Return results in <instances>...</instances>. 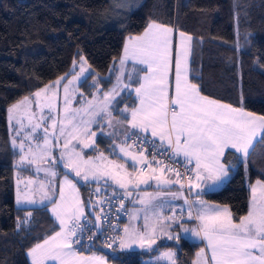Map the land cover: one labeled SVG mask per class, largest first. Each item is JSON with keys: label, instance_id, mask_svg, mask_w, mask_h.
Wrapping results in <instances>:
<instances>
[{"label": "snow or ice", "instance_id": "1", "mask_svg": "<svg viewBox=\"0 0 264 264\" xmlns=\"http://www.w3.org/2000/svg\"><path fill=\"white\" fill-rule=\"evenodd\" d=\"M172 31L171 28L150 24L142 36L129 39L120 60L121 66L128 60L146 66L142 69L145 75L138 77L140 86L130 89L136 94L139 101L138 107L133 109L117 108V111L125 115L127 123L112 119L105 120V125L113 128V132L108 133L109 137L117 136L121 139V143L113 144L110 151L130 162L137 172L135 176L126 170L124 164L108 159L103 153H100L95 160L92 158L85 160L80 153L69 149L71 140H78L80 134L88 137L96 135L95 132L90 131L89 125L95 123V117L102 114L110 117L109 107L113 102H122L117 101L116 96L129 89L130 84L134 82L131 74L128 76L130 82L128 85L122 84L120 77H117V85L109 92H104L99 87V82L94 81L92 87L97 88V91L103 95V100L98 102L99 110H94L96 105L93 102L96 97H93V100L85 101L87 107L70 108L71 97L68 85L83 76L86 71L83 64L80 67V74L73 76L72 80H68L67 84L63 86L62 119H57L59 85L66 77H61L52 85L35 92L31 99L25 97L8 109L10 120L17 121V135H20L24 128L21 120L17 119V113L22 107L31 108L35 103L41 113L45 108L49 112L47 117L41 115L39 119L42 122L51 121L49 125L52 129L51 139H49L48 128H43V143L36 144L37 152L33 153V159L28 162L35 163L37 158L53 159L51 156V151L55 147L53 141L68 136L71 139L63 140L60 159L65 161L64 166L73 172L76 178L86 183L103 182L107 187L109 182H114L121 189H127L129 186L139 188L153 179L152 173H155L156 169L152 168V164H157L163 165L160 168V175L155 176L158 184L178 185L183 189L185 184L181 183L180 179L182 175L186 174H182L165 165L162 160L155 158L164 152L169 153L170 159L183 156L187 171L192 173L186 176L187 188L190 192L193 188L197 189V198L202 191L199 181L212 180L213 185H210V188L223 183L229 177V168L234 167L222 162L225 151L234 150L239 153L238 162L246 161L258 132L264 133V116H256L241 108H233L231 105H225L200 95L198 86L188 81L186 67L188 53L185 41L191 38H185L183 33H180L181 48L175 61L174 95L170 98L169 70ZM85 82H87V78H85ZM50 88L55 90L49 92ZM80 95L82 96L83 93ZM34 115L32 112L28 113L30 124ZM85 116L89 118L85 119ZM97 127L102 128L103 126L97 123ZM117 128L122 137L117 135ZM39 129H41L40 123L32 124L29 135L25 139L31 140L32 134ZM129 140H133V144L125 147ZM94 143V141L91 144L84 143L83 147H92ZM145 144L150 145L154 150L151 161L145 155L146 149L143 147ZM13 146L18 147L24 153L25 143L23 141L17 144L14 139ZM129 148L139 149V154H134ZM27 151L32 152V148L28 147ZM26 160L27 156L22 154L20 163L23 164ZM188 165H193V167L188 168ZM145 169H150V172ZM36 171L37 173L44 171L46 176L54 177L56 175L54 171L41 169L39 166ZM165 171L171 172L176 179H163ZM257 185L259 186V195H257V187H253L250 211L239 219V223L233 222L231 212L227 207L208 205L205 201L197 199L195 201L198 205L196 219L200 222L199 230L183 227L184 209L179 210V216L175 215V209H170L173 211V215L163 218L166 223H161V212L153 211V222L149 224V216L145 212L143 231L135 228L130 230L125 227L123 229L124 237L112 239L119 240L118 247L121 251L131 250L134 246L151 249L152 245L156 243L158 235H162L168 240L179 241L181 239L179 233L166 230L175 225L177 228H181L183 233H190L192 236L206 241V248L210 250L211 264H264V183L257 181ZM65 187L69 189L67 194ZM39 189L42 192L41 203L45 198L51 199L48 192L44 191L43 183L39 184ZM94 191L99 195L101 190L95 189ZM75 192L76 184L66 175L63 185L59 189V200L53 203L52 208V212L59 221L60 231L49 236L43 243L36 244L30 250L29 255L32 257L33 264H46L49 260L58 261L59 264H106L102 257L84 256L73 249V243L80 242L78 232H83L88 224L81 201L74 194ZM126 195H131V193L126 192ZM171 195L174 198L177 196L176 193ZM180 195L182 196V193ZM151 200V195L147 193L140 197V203L145 206L149 205ZM16 202L18 204L22 202L36 203L27 192L21 194L19 191ZM184 203L189 205L186 211L188 217L191 218L192 205L186 197H184ZM154 207L162 208V205ZM99 211L100 214L94 217L96 221L101 219L103 208L101 207ZM30 215L31 213H29ZM132 215L133 218L136 217V213ZM82 217L85 221L83 224L81 223ZM92 226L97 227L98 225L93 224ZM158 227L159 231H157ZM107 247L111 249L112 243H108ZM161 255L171 264H175L173 259L175 253L169 251ZM204 256L205 250L201 249L200 253H197L196 264H201Z\"/></svg>", "mask_w": 264, "mask_h": 264}, {"label": "trees", "instance_id": "2", "mask_svg": "<svg viewBox=\"0 0 264 264\" xmlns=\"http://www.w3.org/2000/svg\"><path fill=\"white\" fill-rule=\"evenodd\" d=\"M133 1L129 14L117 19L108 15L110 0H0V264H29L26 251L57 229L46 204L14 205L19 151L11 143L6 109L72 74L76 60L83 58L99 75L112 67L100 81L105 92L114 84L125 38L150 22L171 26L191 38L188 81L201 95L264 116V0ZM132 97L124 91L113 109L131 106ZM110 141L98 137L96 147L109 151ZM224 159L236 167L222 186L200 197L227 206L237 222L249 211V184L264 182V135L246 161L238 162L232 150ZM95 184L104 185L78 182L87 213L93 208L88 189ZM162 246L174 249L175 264H192L200 244L181 237ZM91 251L113 264H145L148 254L109 249L98 240Z\"/></svg>", "mask_w": 264, "mask_h": 264}, {"label": "crops", "instance_id": "3", "mask_svg": "<svg viewBox=\"0 0 264 264\" xmlns=\"http://www.w3.org/2000/svg\"><path fill=\"white\" fill-rule=\"evenodd\" d=\"M153 23L156 24V25L163 26V27L171 28L173 30L172 33H171V65H170V70H169V84H170L169 97L171 98L174 95L175 61H176V58H177V54L179 53L180 48H181L180 33H183L185 38L190 37L185 32L176 31L174 27L163 25V24L156 23V22L148 23L147 26L144 28V30L140 34L129 35V36H127L125 38L124 44L122 46L120 59H119V62L117 63V65H116L115 72H116V76L120 77L122 83L123 82L126 83L127 77L129 76V74H131V77L133 78L132 80L134 82H132L130 84V89H135V88L140 86V81H139L138 77H142L143 75H145V73H144V71H142V69L145 68L146 66L145 65H140L138 62H134L132 60L126 61L125 64L123 66H121L120 60H121V58L124 55V47H125L126 44H128L129 39L131 37L142 36L144 34L145 30L148 28V26L150 24H153ZM185 47H186L187 53H188L187 54V59H186L187 77H188V75H189L190 53H191V39L190 40L186 39ZM113 86H114V84L110 88H112ZM109 89H107L105 92H107ZM124 91L120 92L119 95L124 93ZM130 93L133 96L132 97L133 100H134L133 104L131 106L130 105H123L120 109H123L125 107L128 108V109H133L135 107H138L139 101L136 98V94L134 92H131V91H130ZM118 96H116V98ZM209 99L215 100V99H212V98H209ZM215 101H218V100H215ZM218 102H220L222 104H225V105H230V104H227V103H224V102H221V101H218ZM128 103H132V100L130 102H128ZM112 107H113V104L110 106V112L112 113V120H114V121L115 120H119V121H122L124 123H127V120L125 119V115H122L121 112H119V111H115L114 109H112ZM232 107L233 108H239V107H234V106H232ZM241 109H243V108H241ZM243 110L246 111V112H249V113H253V112L247 111L245 109H243ZM253 114L256 115V116H262V115H259V114H256V113H253ZM128 119H130V117H128ZM97 120L98 119H96V121ZM100 121L101 120H99L98 122H100ZM98 122H96V125L93 126V129H95L97 131V135H95L93 137H90V139H89V144H91L92 141H94L95 143L89 149H85L84 150V154H86L87 157H90L91 155H97V154H100V153L106 154L107 156L108 155L113 156V157L117 156L116 154H114L113 152L110 151V148L112 147L113 144H116V142H117V144H120L121 143V139L117 138V136L109 137L108 133L113 132V128L107 127L105 125V121H104V123H99L100 125L103 126V128L97 127V123ZM93 124H95V123H93ZM93 124H91V125H93ZM99 130H102L103 134ZM117 135H120L122 137V134L119 132L118 128H117ZM263 135H264V133L258 132L256 139L253 141V146H254V144H255V142L257 140H259L260 138L263 137ZM98 137H105L108 140L111 139L110 143L108 144V150L109 151H104V149L102 151V150H100V149H98L96 147V146H98L97 143H96V140L98 139ZM114 140H116V141H114ZM253 146L250 148L249 154H250ZM16 149L19 151V156H18V158H19L20 157V150L18 148H16ZM129 150L132 151L134 154H139V152L136 151V150H133V149H129ZM226 151H228V150H226ZM232 151L235 152L234 150H232ZM236 155L238 156L239 153H236ZM179 158L184 159L183 156H180ZM224 158H225V156L222 158V162L225 165L231 164V165L234 166V167L229 168V176H230V173H231L232 169H234L236 167V163H234L232 160H228V159L226 160ZM122 161L127 165L128 169H129V173H132V175H133V172H134L135 169L132 167L131 163L128 162L126 159H124V160L122 159ZM191 167H193V165H191ZM152 168L156 169V172L152 173L153 179L150 180L148 184L141 185L139 188H133L132 186L128 187V191L127 192H130L131 195H127V206L128 207H127V216H126V219H125V227H128L130 230L133 229V228H135L137 230H140V231L144 230L143 229V225H144V222H145L144 221L145 212H147V215L149 216V224H151L153 222V211L161 212V218H160L161 219V223H166V221L163 218L173 215V211H170V209H175L176 210V212H175L176 216L180 215V211H179L180 209H184L185 211L183 213V225L187 226V228L188 227H192V229L199 230L200 222H199V220L196 219L197 211H198V205L195 203V201H197V199L205 201V203L208 204V205H215V206H219L220 208L227 207L225 205H221V204H217V203H213V202L204 200L200 196L197 198L196 192L198 190L195 189V188H193V190L191 192L188 191L189 194L187 195L185 188L182 189L178 185L158 184L156 179H155V176L160 175V170L154 164H152ZM15 169H16V166L14 167V171H15ZM25 172H27V171L25 170ZM148 172H150V169L148 170ZM66 175L68 176V178L70 180H73V183L76 184V192L74 194L76 196H78L79 200L81 201V206L83 207L84 213L86 214L87 210H86V207H85L82 195H81V191H80V188H79V185H78L79 181H81V182H84V181L80 180L79 178H76L73 175V173H71L66 167H63V168H61V170L57 171L52 184L47 186L48 189H50V190L53 189V193H51V196H52L51 199H43V203H41V201H40V203H25V202H22V203H19V204L16 202L15 175H14V172H13V179H14L13 180V182H14V205L17 206V207H30V206H37V205H45L46 204L49 214L51 215V217L54 219V221L57 224V229L54 232H52L51 234H49L45 238L39 240L38 242H36L34 245H32L26 251V256H27L29 264H33L32 257L29 255L30 250L36 244L43 243V241L45 239H47L49 236H52V235L55 234V232L60 231L59 221L57 220L55 214L52 212V208H53V203L55 201L59 200V189L63 185L64 177ZM228 178H226L225 181L223 183L219 184L218 186H212L211 188L209 186L213 185L212 180L199 181V183L201 184V190H202L201 193L204 192V191H210V190H215V189L219 188L221 185H223L227 181ZM163 179L175 180L176 177L172 173H170L168 171H165L163 173ZM24 180L26 182V186H30L31 185V183H29L30 180L26 179V174L25 173H24ZM257 181H260V180H255V181H253L252 183L249 184V188H250L249 211H250V208H251V200H252V191H251V189L253 187H257V189H258L257 195H259V186L257 185ZM260 182L264 183L263 181H260ZM84 183H86V182H84ZM88 183H92V182H88ZM109 184L111 186H114V187H119L118 185H114L112 183H109ZM65 192H66V194L69 192V189L67 187H65ZM145 193L150 194L151 197H152L151 203L149 205H147V206L142 205L140 203V197L143 196ZM172 193H176L177 196L174 198L171 195ZM181 193H182V196L180 195ZM184 197H186L187 200L189 201V203L192 205V217L191 218H189L188 215H187L186 209L188 208L189 205L184 203ZM157 205H162V208L154 207V206H157ZM133 213H136V217L135 218H133V215H132ZM235 223H239V221H237ZM188 229H190V228H188ZM166 230L171 231L173 233H179L181 237L186 238V239H188L190 241L198 242L200 244V246L195 250L194 259H193L192 264H196L197 253H200L201 249L205 250V256H204V259L201 261V264H211V261H210V250L206 248V241H203V240H201L198 237L192 236L190 233H189L190 235H182L181 228H177L175 225H172L170 229H166ZM157 231H159V227L157 228ZM122 237H124V232L122 233ZM173 241L174 240L166 239L162 235H158L156 237V243L152 245L151 249L140 248L138 246H134L131 250H138V251L148 252V254L146 255V257L144 259V263L145 264H171V262L169 260L165 259L164 257H162L161 254L164 253V252H169V251L172 252V253H175L173 248L167 247V246H162V244H164V243L173 242ZM74 246L75 245L73 243V249L75 250ZM126 251H128V250H126ZM93 255L96 256V257H102L106 261V264H113L104 255H102L100 253H97L95 251H93L89 255H84V256H93ZM173 259L175 261V255H174ZM46 264H59V262L58 261L49 260V261L46 262Z\"/></svg>", "mask_w": 264, "mask_h": 264}, {"label": "rangeland", "instance_id": "4", "mask_svg": "<svg viewBox=\"0 0 264 264\" xmlns=\"http://www.w3.org/2000/svg\"><path fill=\"white\" fill-rule=\"evenodd\" d=\"M133 2H134L133 0H110V12L108 15H110L112 17V14L114 13L113 16L118 15L117 19H122L126 12H127L126 13L127 15L129 14V12H130L129 7H130L131 3H133ZM81 64H83V67L86 70L85 73L83 74V76H80V78L78 80H75V81H73L72 84L68 85L69 94L71 97V103H70L69 107L73 108V109H82L84 107H87V105L85 104L86 100H93V97H96V100L93 102L94 105H96L94 110L95 111L99 110V103L98 102L103 100V95H102V93L97 91V88L92 87V85H93L94 81H98L99 87H100L101 86V82H100L101 79L102 78H108L111 75L110 72L112 70L111 69L112 67H109L105 74L99 75V74L93 73V69L86 63V61L83 58H81L80 60H76L74 62L73 66H72L73 73L70 74L69 76H63V77H66V79L62 80L60 85H59V101H58L59 113H58L57 119L63 118V86L65 84H67L68 80H72L73 76H78L80 74ZM91 72H92V75L90 77L89 74ZM60 78L54 80L53 82H51L48 85H45L44 87L38 89L37 91L44 89L46 86L52 85L55 81L60 80ZM85 78H87V82H85ZM113 78H114V80H113L114 86H116L117 85V76H114ZM129 83H130L129 79L127 77L126 83L123 82L122 84L128 85ZM113 87L110 88L107 92H109L111 89H113ZM54 90L55 89L50 88L49 92L54 91ZM125 91L130 92V88L126 89ZM80 93H83V95L81 96ZM33 94L30 96H26V97H29L31 99ZM24 98H22L21 100L11 104L6 109L7 126L9 129L12 145H13L14 139H15L17 144H19L22 141L25 143L24 153H22L21 150L18 147H16L20 150V157L18 158V160L15 163V166H16V169L14 171L15 187H16L15 191H16V197H17L18 191L21 194L27 192L32 200L36 201V203H40V201L42 199V192L39 189V184L43 183L45 185L44 191L48 192L49 197H52L51 193H53V189L50 190L47 188V186L52 184L55 176L54 177L46 176L44 171H40L39 173H37L36 168H37V166H39L41 169H50L51 171H54L55 173H57V171H59V170H61V168L65 167L64 166L65 161H62L60 159V153H61V150L63 148V140L71 139V138L68 136H65V137H61L59 140L53 141V144L55 145V147L51 151V156L53 157V159H48V158L39 159V158H37L35 163H29L28 161H31L33 159V153L37 152L36 144H42L43 143L42 138L44 136V133H43L42 129L48 128L49 139H51L52 129L49 127L51 121L42 122L39 119V117L41 115H43L45 117H47L49 115L47 108H45L44 111L41 113L40 109L36 106L35 103H33L31 108L22 107L19 110V112L17 113V119L21 120V122L23 123V126H24L23 130L21 131V134L17 135V121L16 120H10V114L8 112V109H10L14 104H17L20 101H22ZM41 103H43V101H41ZM112 109H113V107H112ZM108 111H110V107H109ZM29 112H32L35 114L32 117V123L31 124L29 123V120H28V113ZM102 116H103V114L101 116L95 117V121H96V119H98L96 122L101 120L98 123H104L105 120L112 119V113H111L110 117L103 116V118H102ZM84 118L88 119L89 117L85 116ZM96 122H95V124L92 123L93 125L90 124L89 129H90V131L95 132L97 135V131L95 129H93V126L96 125ZM35 123H40L41 129L37 130L36 133L32 134L31 140H26L25 137L29 135V130L31 129L32 124H35ZM99 131L103 132L102 130H99ZM89 139H90V137H88L84 134H80L78 140L77 139L71 140V143L69 144V149H74L75 152L80 153L81 156L83 157V159H85V160H87L89 158H92L93 160H95L96 157L99 156V154L91 155L90 157H87V155L84 154V150L89 149L90 147H83V144L89 143ZM114 141H116V140H114ZM116 144H117V142H116ZM28 147L32 148V152L27 151ZM22 154L27 156V160L23 164L20 163ZM104 156L108 157V159L116 160L120 164H124L126 170L129 172V169H128L127 165L122 161V158H120L118 156H114V157L110 156V155L107 156L106 154H104ZM25 170L27 172H25ZM24 173L26 174V179H29L30 181H32L30 186H26V182L24 180ZM71 173H73V172H71ZM73 175L75 176L74 173H73ZM101 183H103V182H101ZM109 183L116 185L114 182H109ZM45 199H47V198H45ZM183 227L187 228V226H184V225H183ZM188 228L192 229V227H188ZM182 235H190V234L182 232Z\"/></svg>", "mask_w": 264, "mask_h": 264}, {"label": "built area", "instance_id": "5", "mask_svg": "<svg viewBox=\"0 0 264 264\" xmlns=\"http://www.w3.org/2000/svg\"><path fill=\"white\" fill-rule=\"evenodd\" d=\"M133 144V140H129L127 142L126 147ZM143 147L146 149L145 155L147 159L151 161L153 159L152 153L153 149L150 145L145 144ZM139 152V149L129 148ZM157 160H162L165 165L170 166L173 169L178 170L182 174L180 181L185 184V190L188 191L187 188V175H191L192 173L187 171L185 167V162L181 158L170 159L169 153L164 152L161 155H157L155 157ZM159 170L163 165L154 164ZM188 168H191V165H188ZM149 169H145L148 171ZM171 173V172H170ZM137 174L136 170H134L133 175ZM95 189H100L99 195L94 191ZM127 189H121L119 187L107 186L101 184H95L89 187L88 192L92 197V202L95 207H93L89 213L86 212L85 216L87 217L88 224L85 226L83 232H78V238L80 242L74 243L75 250L83 255H89L93 251H91V246L94 244L95 240H98L101 244L107 247L108 243H112V249L118 250L119 240L112 239L116 237H122L123 229L125 227L124 220L127 216ZM123 204V207H121ZM103 208V214L101 215V219L96 221L94 217L100 214V208ZM84 218H81V223L83 224ZM96 224L97 227H93L92 225ZM91 238V239H89Z\"/></svg>", "mask_w": 264, "mask_h": 264}]
</instances>
